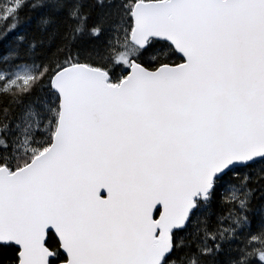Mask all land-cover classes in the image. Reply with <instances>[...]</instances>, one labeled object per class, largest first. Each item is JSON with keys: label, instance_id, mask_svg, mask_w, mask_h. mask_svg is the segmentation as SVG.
Segmentation results:
<instances>
[{"label": "snow or ice", "instance_id": "obj_1", "mask_svg": "<svg viewBox=\"0 0 264 264\" xmlns=\"http://www.w3.org/2000/svg\"><path fill=\"white\" fill-rule=\"evenodd\" d=\"M0 14V264H264V0Z\"/></svg>", "mask_w": 264, "mask_h": 264}, {"label": "trees", "instance_id": "obj_2", "mask_svg": "<svg viewBox=\"0 0 264 264\" xmlns=\"http://www.w3.org/2000/svg\"><path fill=\"white\" fill-rule=\"evenodd\" d=\"M28 9H24V11L21 13V16H27ZM2 15V14H0ZM4 21L0 19V28L3 27ZM11 256V250L10 249H0V260H7Z\"/></svg>", "mask_w": 264, "mask_h": 264}, {"label": "rangeland", "instance_id": "obj_3", "mask_svg": "<svg viewBox=\"0 0 264 264\" xmlns=\"http://www.w3.org/2000/svg\"><path fill=\"white\" fill-rule=\"evenodd\" d=\"M9 0H0V7L5 6Z\"/></svg>", "mask_w": 264, "mask_h": 264}]
</instances>
